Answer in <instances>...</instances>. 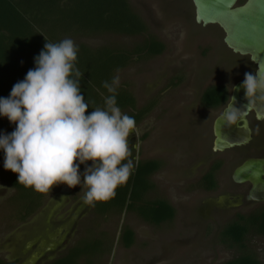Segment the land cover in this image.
I'll use <instances>...</instances> for the list:
<instances>
[{"label":"rangeland","instance_id":"1","mask_svg":"<svg viewBox=\"0 0 264 264\" xmlns=\"http://www.w3.org/2000/svg\"><path fill=\"white\" fill-rule=\"evenodd\" d=\"M128 1L146 26L144 33H73L63 39L71 38L77 45L132 50L150 35L164 45L157 55L132 58L114 77L119 76V86L134 95L136 109L148 110L137 124L139 135L131 134L129 144L134 146V161L160 162L146 196L170 203L174 217L153 224L126 208L95 215L92 205L82 203L84 187L60 184L33 217L21 224L13 217V190L0 183V256L14 264H42L81 237L103 236L104 250L83 255L80 263L88 257L91 264H224L243 250L264 264V236L248 237L244 249L227 246L218 237L234 211L232 205L224 204L231 198L230 175L236 163L224 165L213 190H203L198 184V177L211 164L210 124L219 112L202 106L199 96L212 84L231 87L242 77L238 66L246 67L245 74L254 65L230 52L220 27L195 22L191 0ZM220 158L224 160L226 154ZM81 167L84 171L85 165ZM125 227L134 235L129 247L121 242Z\"/></svg>","mask_w":264,"mask_h":264},{"label":"trees","instance_id":"2","mask_svg":"<svg viewBox=\"0 0 264 264\" xmlns=\"http://www.w3.org/2000/svg\"><path fill=\"white\" fill-rule=\"evenodd\" d=\"M145 30L146 26L128 0H0V97H8L13 85L23 80L27 71L35 67L34 58L43 49L46 39L59 42L73 33L107 32L130 36L142 34ZM143 41L139 48L132 50L78 45L77 67L83 73L80 80L81 94L93 108H104V98L111 95L102 86L103 81L111 82L116 71L132 58L139 59L143 54L157 55L164 50V45L153 36L147 35ZM225 91L223 86H209L201 97L202 105L217 107L222 104L226 99ZM116 99L121 111L129 109L126 114L133 116L137 124L148 111L144 107L136 109L134 95L121 86L117 88ZM91 106L86 114L94 111ZM14 129L15 124L7 117L0 116V133H11ZM130 146L133 159L134 148ZM3 164L4 151L0 149V183L13 190L10 198L14 204L13 217L18 223L26 222L42 207L48 193L41 194L19 184L18 174L4 169ZM134 164L127 184L117 189L115 198L92 205L93 213L102 216L126 208L148 223L159 224L172 219L175 210L170 203L146 196L153 186L151 176L159 169L160 162L144 159L134 161ZM203 181L207 189L216 187L211 173ZM253 235L264 236V208L248 215L237 214L225 223L218 237L227 246L244 249V242ZM133 236L132 230L125 227L121 236L123 246L129 247ZM104 240L103 236L92 239L81 237L61 257L48 264H82L79 259L83 255H94L104 250ZM241 252L224 264H260L254 254ZM85 259L83 264H91L88 257Z\"/></svg>","mask_w":264,"mask_h":264},{"label":"clouds","instance_id":"3","mask_svg":"<svg viewBox=\"0 0 264 264\" xmlns=\"http://www.w3.org/2000/svg\"><path fill=\"white\" fill-rule=\"evenodd\" d=\"M46 41L34 58L35 67L13 85L8 97H0V116L15 124L11 133H0L3 167L18 174L19 184L41 194L60 184L80 185L86 189L85 205L109 201L134 171L129 137L140 131L135 118L117 105L120 78L102 82L111 95L104 98V108H93L81 94L78 45L71 38ZM240 87L248 101L245 108L264 92V72H246ZM234 101L232 97L220 117L229 126L242 110ZM89 106L94 111L86 114Z\"/></svg>","mask_w":264,"mask_h":264},{"label":"water","instance_id":"4","mask_svg":"<svg viewBox=\"0 0 264 264\" xmlns=\"http://www.w3.org/2000/svg\"><path fill=\"white\" fill-rule=\"evenodd\" d=\"M194 7V20L201 25L215 24L223 31V43L233 52L247 56L254 65V74L260 68L264 72V0H191ZM254 59L256 62L252 61ZM237 82L231 91L230 99L213 122L215 135L214 149L224 150L244 143L238 130L247 128L249 111L254 110L257 118L264 117V92L258 93L248 107L245 89ZM239 88V91L236 89ZM235 97L234 106L242 108L235 124L229 126L221 115ZM235 182L249 181L252 184L249 199L264 200V160L247 159L232 172Z\"/></svg>","mask_w":264,"mask_h":264},{"label":"flooded vegetation","instance_id":"5","mask_svg":"<svg viewBox=\"0 0 264 264\" xmlns=\"http://www.w3.org/2000/svg\"><path fill=\"white\" fill-rule=\"evenodd\" d=\"M243 1L244 0H240V3H242ZM217 27H219V26H217ZM229 50L233 55H236L239 58L243 59V62L245 64H247L246 63L247 61L250 64H252L247 56H242L238 53L233 52L231 49H229ZM244 59L246 61H244ZM236 69H238L239 71H242V77L237 79L231 85V87H227L226 85H224L222 83L209 85V86H216V85L223 86L226 90L225 91L226 99L222 104L218 105L217 107H210L211 110H217L219 112L213 118V120L211 121V124H210L211 132L213 135V141H212V146H211V150H210L211 151L210 155H212V157H210L211 164L204 172H202L200 177H198V181H201V182H198V184L200 185L199 187L200 188L202 187V189L206 190V191H211V189H207L205 187L207 184L205 183V181H203L204 177L208 173H211L214 176L216 187H218V185H217L218 175L217 174L220 172V170L224 167V165L227 162L236 163L232 169V172H233V170L236 166L240 165L243 161H245L247 159L264 160V117L257 118V115H256L254 110L249 111L248 115L246 116L247 122H248L247 128H245V129L242 128V129L238 130V132L236 133V134H238L239 138L246 140L244 143L237 145V146H234V147L225 148L224 150H221V151L214 149V139H215L214 137H215V135L213 132V122H214L215 118L222 112V110L226 106L227 102L229 101L233 86L237 82L244 80V77H243L244 74L243 73L246 71L245 70L246 67H243V66L239 67L238 66ZM253 71H254V69L251 70L250 73L254 74ZM170 80H172V79H170ZM209 86H207L206 88H208ZM204 91L205 90H203L199 96L200 100H201V97H202ZM200 100H199V102H200ZM200 104H201V102H200ZM132 146H133V144H132ZM133 148H134V146H133ZM224 153L226 154V158L224 160H222L220 158V155L224 154ZM133 159L135 160V156H133ZM159 169H160V167H159ZM230 180H231V183H230L229 188L231 190V198H228L229 200H227L229 204H226V203L224 204L226 206L232 205L231 208L233 207V209H234V211H232L230 219L233 217H236L237 214H239V213L244 214V215H248V214H251L255 211H260L262 208H264V200H257L254 197H252V199L248 198L250 191H251V188H252V184L249 181L235 182L232 178V173L230 175ZM226 197H228V196H226ZM26 222H23V223H26ZM220 230H221V228H220ZM220 230L217 232L218 234H219ZM65 251L66 250H64L63 252H60L61 254L59 253L58 255L54 256L50 260L44 261L42 264H48L50 262H53L54 260L61 257L62 253H64ZM0 262L14 264V262L9 261L4 256H0Z\"/></svg>","mask_w":264,"mask_h":264}]
</instances>
